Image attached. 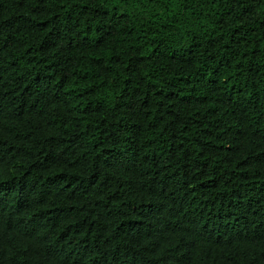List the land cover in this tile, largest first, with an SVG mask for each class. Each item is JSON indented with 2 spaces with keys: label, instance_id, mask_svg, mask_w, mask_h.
<instances>
[{
  "label": "trees",
  "instance_id": "1",
  "mask_svg": "<svg viewBox=\"0 0 264 264\" xmlns=\"http://www.w3.org/2000/svg\"><path fill=\"white\" fill-rule=\"evenodd\" d=\"M0 264H264V0H0Z\"/></svg>",
  "mask_w": 264,
  "mask_h": 264
}]
</instances>
